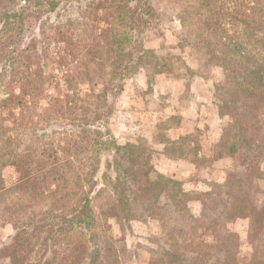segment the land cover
Listing matches in <instances>:
<instances>
[{"label":"rangeland","instance_id":"rangeland-1","mask_svg":"<svg viewBox=\"0 0 264 264\" xmlns=\"http://www.w3.org/2000/svg\"><path fill=\"white\" fill-rule=\"evenodd\" d=\"M8 1L0 0V11ZM12 4L26 7L29 0H15ZM111 4L112 0H62L55 10L41 17L31 11L24 18L22 42L16 53L28 48L25 52L28 56L31 50L42 52L47 47L53 61L51 72L57 76L53 87L59 85L43 91L45 100H39L37 107L28 105L31 115L21 122L24 125L33 121L27 128L30 131L27 137L34 131L54 136L58 132L52 133L61 130L59 124L68 127L70 121L84 123L76 115L83 117L85 106L89 109L90 124L103 114L105 125L119 144L136 145L134 155L144 165L148 162L142 168H151L152 179L157 173L174 178L193 199H198L187 203L191 210L174 214L185 221L205 211L213 213L216 206L222 208L219 192L225 189L213 188L224 184L229 172L248 169L247 173H260L262 177L255 181L250 204L254 215L234 218L227 229L239 236L240 263L250 262L256 247L264 255V108L252 111L249 119L235 118L234 99L230 98L233 93L223 87L231 78L225 63L243 56L245 46L238 42L240 38L236 46L232 40L228 55L222 56V60L211 58L206 47L192 45L195 37L185 34L179 20L185 0H132L124 10L128 22L117 17L113 8H109ZM136 17L144 22L133 31L130 27L137 25ZM6 29L8 26L0 20V42ZM116 30L134 35L125 50L120 51L114 42ZM181 40L187 41V45ZM156 54L160 56L161 72L146 64L155 62ZM99 59L102 64L98 67L95 61ZM43 87L40 85V89ZM12 91H20L18 84L5 87L0 83V124L10 125L12 113L20 109L7 97ZM68 100L71 110L65 107ZM227 129L228 148L226 144L221 147ZM71 133L84 139L96 134L82 133L79 128ZM236 141L239 152L229 154ZM107 159L102 156L100 175L106 172L112 176L113 172L106 169ZM2 176L6 185L11 186L17 179V171L8 165ZM100 187L103 191L93 199L100 221L97 229L87 235L88 249L82 250L80 235L72 239L59 233L51 241L50 230L40 227L31 238L36 243L31 259L45 264H151L162 249L171 248L172 240L159 216L152 217L135 208V217L128 218L118 210V191L111 185V179L107 178V183ZM204 191H214L207 200L208 208L203 204ZM138 201H143L141 194ZM66 204L68 199H63L57 207ZM41 209L45 208L38 211ZM100 218L108 224L103 226ZM13 219L16 216L8 212L0 214V264L16 263L9 251L15 234ZM253 223L258 225L254 230ZM70 241L72 244L68 246Z\"/></svg>","mask_w":264,"mask_h":264},{"label":"trees","instance_id":"trees-1","mask_svg":"<svg viewBox=\"0 0 264 264\" xmlns=\"http://www.w3.org/2000/svg\"><path fill=\"white\" fill-rule=\"evenodd\" d=\"M61 1L29 0L28 6L15 7L12 4L15 0H9L6 8L0 11V20L8 26L0 42V83L5 87L18 84L20 88L18 93L12 91L7 95L10 101L20 106L18 113H12L10 125L0 124V214L4 211L16 216L13 219L15 234L9 245L10 255L16 259L15 264H45L30 257L36 250V243L31 238L40 227L50 230L51 241L59 233H65L72 239L80 235L78 242L85 252L88 249L85 244L87 235L97 229L96 224L100 221L93 199L103 191L100 185L106 184L107 178L118 191V210H122L126 217L134 218L133 212L137 208L149 216L161 218L172 246L162 249L163 252L158 253L151 264H264V255L258 247L250 262L240 263L239 236L227 229V224L234 218L254 215L250 211L253 186L262 174L254 171L247 173L245 170L248 169L229 172L225 183L213 188L225 189L219 192L222 194L219 202L222 208L217 209L216 206L213 213L205 211L201 216L192 215L191 220L185 221L174 217V214L191 210L188 202L198 199H193L174 178L157 173V177L152 179L151 168H142L148 162L144 165L141 158L134 155L136 145L119 144L105 125L103 114L98 115L96 123L90 124L87 120L89 109L85 106L83 117L76 115L85 120L84 123L70 121L72 124L68 127L59 124L61 130L52 133L58 132L54 136L45 131L41 134L34 131L31 137H27L30 133L27 128L33 121L29 120L24 125L21 122L31 115L28 105L37 107L39 100H45L43 91L53 87L57 76L51 72L53 61L47 47H43L42 52L31 50L28 56L25 55L28 48L22 49L21 54L16 53L18 44L22 42L24 18L31 11L41 17L55 10ZM131 1L112 0L109 8H113L117 17L128 22L124 10L129 8ZM137 19V25L130 27L133 31L144 22L142 18ZM179 20L185 34L195 37L192 45L206 47L211 58L227 56L229 43L233 40L236 46L240 38L238 42L243 43L246 53L225 63L231 78L223 87L233 93L230 98L234 99L235 118L249 119L252 111L264 108V0H185ZM131 34L116 30L114 42L120 51L132 42L134 35ZM181 42L187 45V41ZM153 57L155 62L146 64L161 72L158 68L160 56L156 54ZM95 64L99 67L102 60L95 61ZM40 85L44 87L40 89ZM69 101H66L65 107L71 110ZM75 128L82 133L96 134L88 139L75 137L71 133ZM229 131L227 129L223 135L221 147L226 144L228 148ZM238 144L239 141L234 142L228 153L237 154ZM103 155L108 157L106 169L113 172L112 176L106 172L100 175ZM219 156L223 155L219 153ZM8 165L14 166L17 171V179L11 186L6 185L2 176L3 168ZM101 179L104 181L101 182ZM144 192H148L147 195H143ZM60 193L62 196H58ZM213 193H203L206 208L210 206L207 200ZM139 194L143 198L141 202L138 201ZM226 194L228 197H225ZM63 199H68V204L57 207ZM211 200L214 202V198ZM40 208L45 209L38 211ZM102 221L103 226L108 224ZM257 226L253 223L252 230ZM71 244V241L67 243L68 246ZM51 250L54 251V247Z\"/></svg>","mask_w":264,"mask_h":264}]
</instances>
